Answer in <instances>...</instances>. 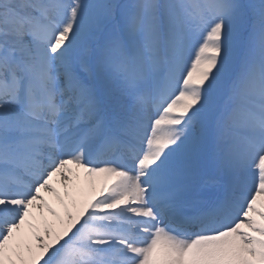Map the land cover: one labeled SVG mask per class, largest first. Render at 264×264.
I'll return each instance as SVG.
<instances>
[{
  "label": "snow or ice",
  "instance_id": "snow-or-ice-1",
  "mask_svg": "<svg viewBox=\"0 0 264 264\" xmlns=\"http://www.w3.org/2000/svg\"><path fill=\"white\" fill-rule=\"evenodd\" d=\"M0 264H264V0H0Z\"/></svg>",
  "mask_w": 264,
  "mask_h": 264
},
{
  "label": "bare ground",
  "instance_id": "bare-ground-1",
  "mask_svg": "<svg viewBox=\"0 0 264 264\" xmlns=\"http://www.w3.org/2000/svg\"><path fill=\"white\" fill-rule=\"evenodd\" d=\"M47 195V194H46ZM47 198L48 200L52 203V204H55L56 203V200L54 197L50 196V195H47Z\"/></svg>",
  "mask_w": 264,
  "mask_h": 264
},
{
  "label": "rangeland",
  "instance_id": "rangeland-1",
  "mask_svg": "<svg viewBox=\"0 0 264 264\" xmlns=\"http://www.w3.org/2000/svg\"><path fill=\"white\" fill-rule=\"evenodd\" d=\"M56 186H57V187H60V185H59V183H58V178H57V184H56ZM61 191H63V189H62V188H61ZM53 206L57 207V208H58V210H59V205H58L57 201H56V203H55V204H53Z\"/></svg>",
  "mask_w": 264,
  "mask_h": 264
}]
</instances>
